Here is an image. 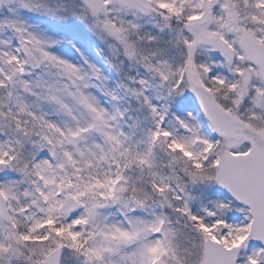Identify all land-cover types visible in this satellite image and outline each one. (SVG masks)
Returning <instances> with one entry per match:
<instances>
[{
	"label": "snow or ice",
	"instance_id": "obj_1",
	"mask_svg": "<svg viewBox=\"0 0 264 264\" xmlns=\"http://www.w3.org/2000/svg\"><path fill=\"white\" fill-rule=\"evenodd\" d=\"M0 264H264V0H0Z\"/></svg>",
	"mask_w": 264,
	"mask_h": 264
}]
</instances>
